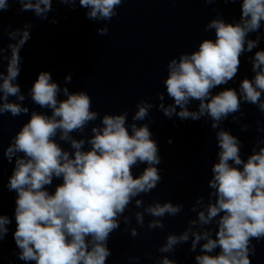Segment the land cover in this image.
Instances as JSON below:
<instances>
[{"label":"clouds","instance_id":"9594fccd","mask_svg":"<svg viewBox=\"0 0 264 264\" xmlns=\"http://www.w3.org/2000/svg\"><path fill=\"white\" fill-rule=\"evenodd\" d=\"M75 10L77 3L87 9L91 21H111L125 0H56ZM175 2V0H173ZM218 0H204L206 4ZM240 3L238 20L225 21L220 13L205 25V32L214 31L215 39H203L191 53H181L167 64V77L163 80L165 93H158L160 103L154 105L147 99L136 104L129 124V113L104 114L92 108V98L83 90L70 91L54 82L48 71H41L28 91L32 102L49 112L32 110L30 118L10 140L3 157L14 169L7 188L15 191L14 218L16 229L13 238L19 249L17 257L26 264H107L111 250V234L120 229L138 236L136 227H129L134 216L143 229L145 215L152 217L149 230L161 229L165 216L175 217L183 205L171 201H154L145 205L142 195L150 193L162 177L157 167L161 162L158 143L145 121L150 109L157 107L169 119L198 121L210 118L216 131L217 162L211 167L208 200L199 196L191 207L196 213L187 221L179 234L170 233L158 251L171 253L178 246L190 243L196 264H251L255 255L253 240H264V139L257 140L251 154L242 158L240 139L221 127L232 117L240 120L242 103L255 105L264 113V50L249 57L254 75L244 78L239 89H214L227 85L238 75L241 57L257 49L264 26V0H223ZM18 3L21 12H32L41 20L49 19L53 0H0V12ZM213 11H216L213 9ZM31 23L20 28L8 26L7 47L0 38V116L13 117L28 114L23 105L26 96L19 85L24 45L31 39ZM3 25L0 24V31ZM99 36L107 35V26L97 28ZM255 34V38H250ZM70 83L72 75L65 76ZM63 96V99H61ZM15 97V100L10 99ZM197 102L195 110H191ZM97 119L90 136H85L88 125ZM257 132L264 131L256 121ZM248 124L241 129L247 131ZM80 133L82 138H75ZM59 141V142H58ZM60 142L70 146L62 147ZM169 144L172 140L169 139ZM146 165L140 174L133 169ZM54 179H61L54 192L48 190ZM136 209L132 212L130 205ZM130 212V215H125ZM11 219L0 215V242L9 229ZM214 226V227H213ZM218 250V251H217ZM151 259V253L147 256ZM139 260L140 257H135ZM156 264H177L168 255L161 256Z\"/></svg>","mask_w":264,"mask_h":264}]
</instances>
